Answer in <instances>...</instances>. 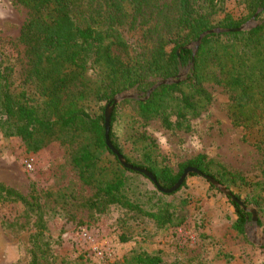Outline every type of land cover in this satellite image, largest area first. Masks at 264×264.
Returning a JSON list of instances; mask_svg holds the SVG:
<instances>
[{"label":"trees","instance_id":"trees-1","mask_svg":"<svg viewBox=\"0 0 264 264\" xmlns=\"http://www.w3.org/2000/svg\"><path fill=\"white\" fill-rule=\"evenodd\" d=\"M11 1L31 12L21 28L20 40L27 47L25 80L36 94L28 97L25 92H13L0 57V133L7 139H20L32 154L53 144L74 145L68 156L69 165L81 186L91 190L90 197L79 201L76 208L101 216L108 207L116 206L149 220L155 228L178 226L184 221L171 212L168 203H160L154 213L145 212L127 195L130 176L143 177L122 168L104 145L103 112L116 94L133 90L143 96L155 79L174 77L180 69L188 68L182 81L157 87L145 101L122 102L131 114L128 133H134L136 128L145 129L153 120L165 131L190 132L191 123L212 101L204 88L206 83L221 86L228 94L226 114L233 128L247 134L264 127V0H236L244 13L239 20H233L226 11V0H175L165 10L174 11L175 18L155 35L148 36L149 49L141 63L121 59L112 53V48L126 43L119 16L127 7L134 16L150 0H101L102 8L81 21L74 18L70 0ZM252 16L258 22L256 26L235 32ZM212 29L228 31L204 36L193 54L191 45L198 35ZM92 102L94 110L88 109ZM119 106L116 104L110 112L109 142L127 164L145 170L160 188L173 186L185 167L211 177L226 189L234 186L232 175L202 154L178 165L176 172L155 165L148 145L141 150L143 163L132 160L115 138ZM136 135L139 141L149 143L143 133ZM255 145L264 156V138ZM183 185L184 181L180 187ZM233 196L244 206L254 207L256 224L261 227L264 206ZM29 197L0 185V203L20 202L29 212L39 215L40 197L34 188ZM229 203L235 214L232 228L242 236L250 215ZM38 222L37 226L43 229V223ZM40 237L38 233L32 238L29 264H38L42 256ZM67 264L84 263L79 258ZM119 264L161 261L158 256L132 252Z\"/></svg>","mask_w":264,"mask_h":264},{"label":"rangeland","instance_id":"rangeland-1","mask_svg":"<svg viewBox=\"0 0 264 264\" xmlns=\"http://www.w3.org/2000/svg\"><path fill=\"white\" fill-rule=\"evenodd\" d=\"M174 1L150 0L134 16L127 7L119 16L126 43L112 48V53L123 60L143 62L149 49L148 36L155 35L175 18L174 11H165ZM102 5L101 0H70L77 21L96 13ZM224 6L233 20L244 16L236 0H226ZM30 13L11 0H0L3 68L13 92L34 97V87L25 80L27 47L20 40L21 28ZM159 80L163 79H155L153 84ZM204 88L211 104L191 123L188 133L165 131L157 120L145 129L136 128L134 133H128L131 114L123 105L124 100L118 102L119 120L114 126L117 142L132 160L140 163H143L142 147L148 145L152 150L151 161L173 172L178 165L202 154L232 175L234 186H229V192L242 201L252 199L264 206V156L255 145L264 138V127L247 134L233 128L226 114L228 94L218 85L206 83ZM123 93L144 97L133 90L119 94ZM88 109H95L93 102ZM138 133H143L149 143L139 141ZM74 147L53 144L32 154L20 139H7L0 133V185L27 198L34 188L41 206L39 218L20 202L0 203V264H29L32 238L38 233L43 250L38 264H67L79 258L84 264H119L132 252L158 256L161 264H264V248L252 244L246 231L241 236L233 230L235 214L230 200L209 188L202 178L185 177L182 187L163 195L143 178L130 176L127 195L145 212L154 213L160 203H168L175 216L184 218L178 226L155 228L149 220L116 206L108 207L101 216L76 208L79 201L90 197L91 190L81 186L69 165L68 156ZM26 162L32 163V170L26 168ZM246 208L254 209L252 205ZM38 221L43 223V229L37 226ZM261 221L263 225L258 230L262 233L263 218ZM81 228L91 234L95 247L109 251L107 260L94 258L87 249L89 245L76 235Z\"/></svg>","mask_w":264,"mask_h":264},{"label":"water","instance_id":"water-1","mask_svg":"<svg viewBox=\"0 0 264 264\" xmlns=\"http://www.w3.org/2000/svg\"><path fill=\"white\" fill-rule=\"evenodd\" d=\"M257 24H258V22L255 21L254 16H252L248 21H245L244 24H242L237 30H235V32H245V30H248V29L256 26ZM225 31H228V30L212 29V30H207V31L202 32L200 35H198L196 42H194L191 45V48H192L191 52L193 54H195V51L198 47V43L201 40V38H203L204 36L209 35L211 33H222ZM187 72H188V68L180 69L179 72L174 77L166 78V79L159 80V81L155 82L152 85V87L144 94V97L141 99H139V97L136 94H125V93H123V94H118V95L113 96L112 99L110 100V102L107 104L106 108H104V112H103V131H104L103 139H104L105 148H108L112 152V154L115 156L117 162L119 163V165L122 168L138 173L140 176H142L144 179H146L157 192L162 193V194H171V193L175 192L180 187V185L184 181L185 177H187L188 175H193V176L198 177L200 179L201 178L204 179L215 190H217L219 193H222L224 196L228 197L230 202H232L234 205H236L240 210H242L244 213H247L250 215L249 224L246 225V227L244 229V231H246L248 234L247 239H249L252 244H254L258 247L264 248V235L261 232H259V230H258V226L256 224L257 218H256L255 210L251 209V208L247 209L242 203H240L233 196L232 193H230L225 187L218 184V182H216L214 179H212L209 176L200 174L195 169L185 167L182 170L180 176L178 177L177 181L175 182V184L173 186H171L168 189H162L157 185V183H156V181H154L153 177L149 173H147L145 170H142V169H139V167L127 164L124 161V159L122 158V156L120 155V153L115 148H113L109 142L108 135H107L108 127H109V116H110V112H111L112 108L118 102H120L122 100L145 101L154 89H156L159 86L176 84V83L182 81L185 78V75L187 74Z\"/></svg>","mask_w":264,"mask_h":264},{"label":"built area","instance_id":"built-area-1","mask_svg":"<svg viewBox=\"0 0 264 264\" xmlns=\"http://www.w3.org/2000/svg\"><path fill=\"white\" fill-rule=\"evenodd\" d=\"M26 168L28 170H32V163L31 162H26L25 164ZM76 235L80 240L83 242L87 243L89 245V250H91L92 255L94 258H96L98 261H105L109 258V251L101 249L100 247H95L94 242L92 241L91 234L87 232L85 228H81L77 231Z\"/></svg>","mask_w":264,"mask_h":264}]
</instances>
